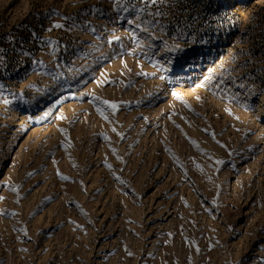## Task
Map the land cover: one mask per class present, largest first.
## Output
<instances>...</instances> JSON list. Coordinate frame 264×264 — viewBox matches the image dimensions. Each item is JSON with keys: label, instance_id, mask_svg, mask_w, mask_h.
Here are the masks:
<instances>
[{"label": "rangeland", "instance_id": "obj_1", "mask_svg": "<svg viewBox=\"0 0 264 264\" xmlns=\"http://www.w3.org/2000/svg\"><path fill=\"white\" fill-rule=\"evenodd\" d=\"M141 8L0 0V264H264V0Z\"/></svg>", "mask_w": 264, "mask_h": 264}, {"label": "snow or ice", "instance_id": "obj_2", "mask_svg": "<svg viewBox=\"0 0 264 264\" xmlns=\"http://www.w3.org/2000/svg\"><path fill=\"white\" fill-rule=\"evenodd\" d=\"M141 3H144V4H145V8H150V7H154V6L158 3V0H151V3H150V4L147 3V0H141ZM145 8H141V9H139V11H144ZM127 10H128V9L125 8V11H127ZM149 15H154V16L159 17V16H162L163 13L160 12L159 10H157L155 13L149 12ZM53 27H54V28H61L62 25L59 24V23H57V24H54ZM162 78H163V77H162ZM3 103H4L5 105H8V104L11 103V101L8 100V99H3ZM105 103L108 104L107 101H105ZM108 106H109L113 111H116V109H117V105H116L115 103L108 104ZM100 115L103 117V116H104V113L101 111V112H100ZM105 118H106V117H105ZM105 139H107V137H105ZM216 163L220 164V163H223V161H216ZM30 175H31V174H30ZM58 175H59V173H58ZM60 178H61V179H67V177H63V176H61ZM12 190H13V191H16V189H12ZM0 199H2V198H0ZM129 255H131V253H129Z\"/></svg>", "mask_w": 264, "mask_h": 264}]
</instances>
